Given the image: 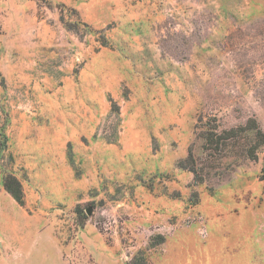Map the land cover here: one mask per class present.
I'll return each mask as SVG.
<instances>
[{
    "label": "rangeland",
    "instance_id": "rangeland-1",
    "mask_svg": "<svg viewBox=\"0 0 264 264\" xmlns=\"http://www.w3.org/2000/svg\"><path fill=\"white\" fill-rule=\"evenodd\" d=\"M0 72V264H264V0H0Z\"/></svg>",
    "mask_w": 264,
    "mask_h": 264
},
{
    "label": "trees",
    "instance_id": "trees-1",
    "mask_svg": "<svg viewBox=\"0 0 264 264\" xmlns=\"http://www.w3.org/2000/svg\"><path fill=\"white\" fill-rule=\"evenodd\" d=\"M69 29H75L76 25L74 24H66ZM2 77V74L0 72V78ZM241 133H247L250 137V140L252 138L255 139V142L251 144V148L248 152V156L251 159H257V151L261 146H264V131L263 129L258 125L256 121H253L252 123H248L247 125L234 127L231 129H224L222 130L221 134H212L211 136V142L219 143L222 139L227 140L231 138H237L241 137ZM216 137V138H215ZM192 154L190 153L189 157L187 159H191ZM191 170L194 172L195 168H191ZM264 171V167H263ZM264 180V177H263ZM3 186L6 189V191L15 199V201L19 205H24V190L21 181L15 177L12 174L5 173L3 174Z\"/></svg>",
    "mask_w": 264,
    "mask_h": 264
},
{
    "label": "water",
    "instance_id": "water-1",
    "mask_svg": "<svg viewBox=\"0 0 264 264\" xmlns=\"http://www.w3.org/2000/svg\"><path fill=\"white\" fill-rule=\"evenodd\" d=\"M90 212V211H89Z\"/></svg>",
    "mask_w": 264,
    "mask_h": 264
}]
</instances>
